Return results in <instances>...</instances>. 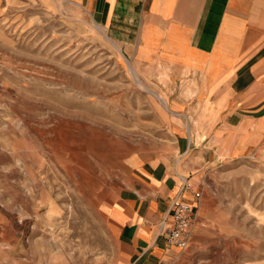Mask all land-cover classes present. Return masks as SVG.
Listing matches in <instances>:
<instances>
[{"label":"rangeland","instance_id":"obj_1","mask_svg":"<svg viewBox=\"0 0 264 264\" xmlns=\"http://www.w3.org/2000/svg\"><path fill=\"white\" fill-rule=\"evenodd\" d=\"M168 79L84 5L0 0V264H124L112 209L142 221L184 177L196 219L185 248L158 221L161 264H264V162L196 132Z\"/></svg>","mask_w":264,"mask_h":264},{"label":"crops","instance_id":"obj_2","mask_svg":"<svg viewBox=\"0 0 264 264\" xmlns=\"http://www.w3.org/2000/svg\"><path fill=\"white\" fill-rule=\"evenodd\" d=\"M68 1L88 7L139 65L167 73V102L196 132L264 162V0ZM172 195L160 188L142 221L134 205L112 209L124 264H161L167 249L157 223Z\"/></svg>","mask_w":264,"mask_h":264},{"label":"built area","instance_id":"obj_3","mask_svg":"<svg viewBox=\"0 0 264 264\" xmlns=\"http://www.w3.org/2000/svg\"><path fill=\"white\" fill-rule=\"evenodd\" d=\"M183 180L184 185L181 190L183 194L179 193L173 198L169 208V215L165 216L162 221L163 226L166 224L169 226V230L165 234L167 244L180 248L187 246L190 232L196 219L194 204L184 195L186 191H192V183L186 177ZM192 195L196 198L198 193H192Z\"/></svg>","mask_w":264,"mask_h":264}]
</instances>
